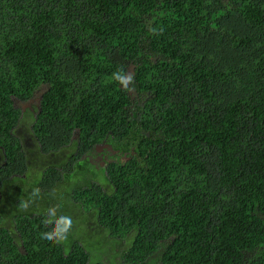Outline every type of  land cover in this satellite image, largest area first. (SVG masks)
<instances>
[{"label": "trees", "instance_id": "1", "mask_svg": "<svg viewBox=\"0 0 264 264\" xmlns=\"http://www.w3.org/2000/svg\"><path fill=\"white\" fill-rule=\"evenodd\" d=\"M1 145L0 264H264V0H0Z\"/></svg>", "mask_w": 264, "mask_h": 264}, {"label": "flooded vegetation", "instance_id": "2", "mask_svg": "<svg viewBox=\"0 0 264 264\" xmlns=\"http://www.w3.org/2000/svg\"><path fill=\"white\" fill-rule=\"evenodd\" d=\"M43 85V84H42ZM41 85V86H42ZM36 91V90H35ZM35 91L33 93V96L28 99V100H21L18 98L13 97V105L16 109H19L21 111V117L24 116H28L29 113L33 112L35 115V118L37 117V115L39 114L40 110H41V102H42V97L44 95V93H41L40 95L35 94ZM25 121V120H23ZM22 125V124H21ZM15 134L13 135L15 139H17L16 142V149L18 151V153L24 151V154L27 155L28 157V162L33 165L35 163H39L40 165H37L36 168H46V167H50V163L53 162V164L57 165L58 168L60 170H62V165H66L68 164V160L66 158V152H68V150H61V151H57V152H43L45 153L43 156H40L37 148L35 146V141L32 138V136L30 134H28V132H25L23 130H21L20 128H16L15 130ZM32 146H31V145ZM30 146V147H28ZM110 145L108 143L102 144L97 146V153L94 152V154L91 156V162L92 163H99L101 164L102 167L105 166V164L112 158V156H117V154H120V152H118L117 150H113L112 148L110 149ZM68 157V156H67ZM54 160V161H53ZM7 162V149H5L2 145L0 146V169L3 168V166L5 165V163ZM34 167V166H32ZM17 175H11L10 178H14ZM25 175H23L24 177ZM27 181H30L29 184H31L33 178L31 175H29V178L26 179ZM19 183V184H17ZM29 184L27 186V184L24 182L23 185L20 184L19 181H16V183L14 184H8V188L9 190H14L15 192H19L21 191V188H27L29 187ZM29 190L26 191V193H28ZM0 192H5V190L3 191L2 189H0ZM6 193V192H5ZM29 194V193H28ZM2 199V196H0V201ZM12 205V213L13 214H19V210L22 209L24 207V205H21L20 203L17 204H10ZM16 207V209H15ZM15 211V213H14ZM12 219H10L9 221H7V226H6V230H11L12 225H15L14 233L17 234L16 231V222L11 224ZM10 223V224H9Z\"/></svg>", "mask_w": 264, "mask_h": 264}, {"label": "rangeland", "instance_id": "3", "mask_svg": "<svg viewBox=\"0 0 264 264\" xmlns=\"http://www.w3.org/2000/svg\"><path fill=\"white\" fill-rule=\"evenodd\" d=\"M48 88H49V85L48 84H43L42 86H40V87H38L37 89H36V91H35V94H38V95H40L41 93H45L47 90H48ZM17 106V105H16ZM15 106V107H16ZM28 147H30V146H28ZM37 164H39V163H37ZM35 168H36V166H35ZM37 169V168H36ZM38 169H40V168H38ZM39 171V170H38ZM35 171L33 170V171H31L30 172V175L32 176V178H35L36 176H35V173H34ZM101 176H102V174L99 176V178L98 179H101ZM101 182V181H100ZM102 182L104 183L105 182V179H102ZM73 189H75L74 188V186H70V187H68V185H62V189L60 190V192H64V195H59V193L60 192H58V195H57V197H56V204H57V206H56V208L55 209H50V211H49V215H50V218H51V220H54V219H56V216H58V214H63V216L64 217H67V213L66 212H64V211H59V209H61V210H63V208H64V205H65V201H67V200H70V201H72V198L70 197V192L73 190ZM70 197V198H69ZM65 200V201H64ZM58 211H57V210ZM73 223H74V226L77 228V225H78V223H77V221H76V219L74 220L73 219ZM91 226V225H90ZM90 228V227H89ZM82 230H84V228L82 229ZM83 232V231H82ZM84 233V232H83ZM96 237V236H95ZM100 239L98 238V236L94 239V242L96 243V245H97V243H98V241H99Z\"/></svg>", "mask_w": 264, "mask_h": 264}, {"label": "clouds", "instance_id": "4", "mask_svg": "<svg viewBox=\"0 0 264 264\" xmlns=\"http://www.w3.org/2000/svg\"><path fill=\"white\" fill-rule=\"evenodd\" d=\"M118 79L120 80V82L122 84H125L126 85L130 81L131 78L130 77H127L126 78L124 76H119ZM61 219L63 220V222L65 223V225H70V223H71L70 220H68L67 218H64V217H62ZM63 231H67V227H65L64 229L61 230V232H63ZM56 235H60V233L47 234V239L52 240V239L55 238ZM60 238H63L62 235L60 236Z\"/></svg>", "mask_w": 264, "mask_h": 264}, {"label": "water", "instance_id": "5", "mask_svg": "<svg viewBox=\"0 0 264 264\" xmlns=\"http://www.w3.org/2000/svg\"><path fill=\"white\" fill-rule=\"evenodd\" d=\"M110 149H111V147H110Z\"/></svg>", "mask_w": 264, "mask_h": 264}]
</instances>
